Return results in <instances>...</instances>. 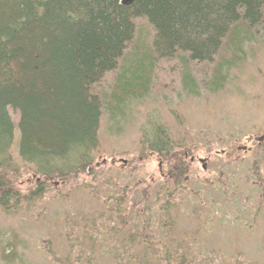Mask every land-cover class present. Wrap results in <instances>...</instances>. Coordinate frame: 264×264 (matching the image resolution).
I'll use <instances>...</instances> for the list:
<instances>
[{"label": "trees", "instance_id": "16d2710c", "mask_svg": "<svg viewBox=\"0 0 264 264\" xmlns=\"http://www.w3.org/2000/svg\"><path fill=\"white\" fill-rule=\"evenodd\" d=\"M263 10L264 0H0V209L16 214L41 203L45 183L53 180L66 185L59 196L64 212L73 207L70 193L79 190L84 200L92 199L96 207L90 210L87 201L68 216L65 231L57 232L64 235L66 251L55 257L57 264H248L236 249L228 254L204 243L220 226L230 225V216L237 217L230 209L236 197L239 210L253 207L240 196L236 174L233 183H226L222 172L219 183L208 173L187 177L190 164L177 152L191 146L181 138L183 128L176 138L161 121L140 129L138 154L157 156L159 179L122 174L117 181L112 170L99 172L93 159L103 108L112 113L118 109L114 102L124 106L148 96L154 58L184 53L209 62L223 44L239 50L246 35L251 39L248 30L261 24ZM137 18L152 30L153 52L134 48ZM130 53L132 77L116 74L110 91L100 96L96 86ZM220 68L211 79L214 91L225 85ZM190 78L183 80L184 88L195 93ZM13 151L36 178L26 193L16 184L24 171L13 162ZM258 168L250 162L252 191L263 189ZM262 209L257 204L253 213Z\"/></svg>", "mask_w": 264, "mask_h": 264}, {"label": "rangeland", "instance_id": "374dc122", "mask_svg": "<svg viewBox=\"0 0 264 264\" xmlns=\"http://www.w3.org/2000/svg\"><path fill=\"white\" fill-rule=\"evenodd\" d=\"M135 22L134 48L139 45L140 49L152 51L150 26L142 18L135 19ZM248 32L251 39H247L246 35L247 40L241 42V49L226 47V44H223L220 52L209 62L190 60L184 53L171 58H154L150 68L151 89L148 96L141 100L129 101L124 106L123 102L120 106L118 102H114L113 105L118 107L117 110L112 109L114 113H110L109 108H103L98 131L99 145L93 160L99 172L100 169H110L117 181L122 174L131 179H159L162 175L157 156L150 153L147 158L146 154H138L140 129L143 125L151 127L161 121L175 136L177 129L183 128L184 132L183 129L181 131L184 135L181 138L191 146L185 150L179 148L177 152L183 154L187 150L188 156H184L190 164L187 177L199 179L208 173L209 178L218 182V176L222 172L228 177L226 183H233L231 175L236 174L238 180L235 184L241 188L240 196H244L245 201L253 207L239 210L240 197H236V206L232 203L230 209L237 217L230 216V225L222 229L220 226L213 233V237L204 238V243H215L228 254L232 253V249H236L238 256L248 264H264V185L261 186V191L256 187L252 191V178H247L251 177L250 162L256 161L260 167L256 169V178L259 181L264 179V140L259 145L255 139L247 142L249 136L253 138L264 134V10L261 24L250 28ZM131 48L133 47H127L125 54H128ZM133 59L132 53L124 63L120 59L118 68L106 73L96 86L95 92L102 96L106 91H110L116 74L119 78L122 74L124 79L132 77ZM226 62L230 64L228 67ZM220 66L225 85L223 82L219 83V89L214 91L210 87L211 79L215 77L214 73ZM189 75L195 93L186 92L184 88L183 80ZM11 117L16 123L17 115L11 112ZM18 136L15 124V150ZM243 144L251 146V150H236L237 145ZM138 156L142 157L137 160ZM190 156L207 157V169L204 171L198 160L190 162ZM234 158L236 161L232 160ZM239 160L242 164L238 163ZM13 162L18 163L23 171L24 167L27 168L16 157V151H13ZM33 177L28 171L21 172L17 177L16 184L23 193L34 188L36 178ZM65 186L59 185L56 180L46 182L41 203L33 202L29 207L23 206L16 214H9L0 209V264H57L55 257L66 252L62 248L64 235H58L57 232L65 231L71 222L68 216L74 210L79 213L87 201L90 210L91 207L97 206L92 199L84 200L85 194L78 190L70 193L73 196V207L64 212V203L59 196L62 198L60 189ZM100 191L91 190V194L101 196L103 190ZM213 195L214 189L209 197L212 198ZM257 204L263 207L258 215L253 213ZM220 214L218 210L217 215ZM243 222L245 223L242 224ZM193 228H196V225ZM49 236L54 241L48 242Z\"/></svg>", "mask_w": 264, "mask_h": 264}, {"label": "flooded vegetation", "instance_id": "af4514ba", "mask_svg": "<svg viewBox=\"0 0 264 264\" xmlns=\"http://www.w3.org/2000/svg\"><path fill=\"white\" fill-rule=\"evenodd\" d=\"M252 139H255L256 141H257V144L259 145L261 142H259V140H260V136H258V137H251V136H249L248 138H247V142H250ZM240 146H242V145H240ZM243 146H245L246 148H244V150H242V151H244V152H246L247 150L249 151V150H251V146H247L246 144L245 145H243ZM249 149H248V148ZM242 148V147H241ZM183 155L185 156V157H187L188 156V153L185 151L184 153H183ZM198 160V162H200V165H201V168L202 169H207V157H195V156H190V158H189V161L190 162H194V161H197ZM159 166H161V162H159ZM204 170V171H205Z\"/></svg>", "mask_w": 264, "mask_h": 264}, {"label": "water", "instance_id": "95a60500", "mask_svg": "<svg viewBox=\"0 0 264 264\" xmlns=\"http://www.w3.org/2000/svg\"><path fill=\"white\" fill-rule=\"evenodd\" d=\"M125 1H127V0H125ZM262 138H264V135H263V137H261V138H260V140H261ZM123 162H125V160H124V159H123Z\"/></svg>", "mask_w": 264, "mask_h": 264}]
</instances>
